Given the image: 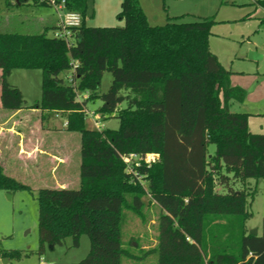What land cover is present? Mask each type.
<instances>
[{"label":"trees","instance_id":"trees-1","mask_svg":"<svg viewBox=\"0 0 264 264\" xmlns=\"http://www.w3.org/2000/svg\"><path fill=\"white\" fill-rule=\"evenodd\" d=\"M64 1L67 13L81 17L69 28L73 46L52 37L57 26L0 33L3 109L27 108L11 73L41 71V99L28 109L66 115V130L81 137L79 189L39 190L41 249L69 238L78 247L86 235L90 253L77 264H122L133 258L122 244L123 210L140 215L150 197L161 210L158 264H264V221L261 235L250 234L252 196L235 188L264 178V134H252L249 116L231 111L247 92L232 85V73L211 51L214 21L177 17L152 26L140 0H121L125 25L96 28L86 25L88 0ZM5 4L52 7L49 0ZM259 4L264 8V0ZM106 72L112 83L101 94ZM95 101L102 103L97 113L119 119L118 130L86 128L85 110ZM131 155L139 159L126 164ZM149 155L158 159L149 164ZM0 190L33 191L1 164Z\"/></svg>","mask_w":264,"mask_h":264},{"label":"rangeland","instance_id":"rangeland-1","mask_svg":"<svg viewBox=\"0 0 264 264\" xmlns=\"http://www.w3.org/2000/svg\"><path fill=\"white\" fill-rule=\"evenodd\" d=\"M157 1L158 7H157ZM155 7L164 15H183L184 22H190L200 17L213 20L214 24L210 36V48L217 55L223 67L232 73L236 84L242 85L248 93L249 101L255 106L244 107L243 104L234 103L231 111L243 113L249 116V131L254 134H264V58L258 60L251 57V53L264 57V27L258 28L257 16L254 21L243 18L240 5H233L234 0H157ZM240 3H250L249 0H236ZM244 1V2H243ZM153 4V3H152ZM89 9L86 16V25L89 27H123L124 21L118 18L121 10L120 0H89ZM223 6V10L221 8ZM153 5L148 11L157 9ZM236 8V9H230ZM63 19L66 23V11L57 12L54 7H11L7 8L5 0H0V33L38 34L44 26L53 27L56 20ZM44 21V22H43ZM257 21V22H256ZM164 20L163 24H166ZM253 22V23H252ZM257 23L256 26L254 23ZM161 25V24H160ZM237 26L236 28H234ZM251 49V50H250ZM259 52V53H258ZM69 73L62 77L67 82ZM9 83L21 89L25 96V102L33 104L41 98L42 73L41 71L14 70L9 77ZM112 75L106 72L102 79L100 93L105 94L110 89ZM86 96L79 93V100H85ZM247 100V99H246ZM260 104V105H258ZM102 105L101 101L90 102L85 110V125L89 130L104 131L118 130L120 121L116 117H108L97 113ZM122 109L126 105H122ZM48 124L51 127L67 128V116L55 114L49 115ZM75 139L71 141L64 136H46L47 146H62L69 151L72 161L78 159V180L80 171V134L74 133ZM78 146V152L74 151V145ZM60 144V145H58ZM0 146H4L1 139ZM4 148V147H3ZM214 147L210 152L214 153ZM158 156L149 155L146 162L151 164ZM10 175L21 183L32 188V192L22 190L9 194L0 190V264H77L84 260L90 253L91 243L86 235L80 239L78 247L73 246L71 238L62 246L51 247L46 245L41 249L39 235V190L42 188L54 189L52 165L46 164L44 170L37 171L34 168L23 167L22 162L15 161ZM73 171V170H72ZM70 172L72 182L65 185L70 190L79 189V182H73L76 177ZM236 190H244L250 194L249 212L251 217L246 222V227L251 231L262 234L264 221V178L248 179L245 184H236ZM148 190V185L145 184ZM220 190V189H219ZM124 222L122 225L123 248L133 258H123L122 264H158V235L160 208L151 200L145 199V208L139 215L133 211L124 209ZM19 252L21 256L10 260L2 257L3 252Z\"/></svg>","mask_w":264,"mask_h":264},{"label":"crops","instance_id":"crops-1","mask_svg":"<svg viewBox=\"0 0 264 264\" xmlns=\"http://www.w3.org/2000/svg\"><path fill=\"white\" fill-rule=\"evenodd\" d=\"M156 1L157 0H140L141 6L148 18L150 25L165 26L168 23L169 18L183 17V15H173V16H168L169 17L168 19H164L165 18L164 15H162L160 10L155 7ZM249 2L250 3H246V2L240 3L234 0L230 3H232L235 6L240 5V8H238L237 10L241 11V13L243 14V17L241 19L246 18V20H248V23H250L249 20L252 21L255 20L254 17L255 14L257 18H259L257 19L258 28L260 26L264 27V8L259 4V0H249ZM158 3L159 2L157 1L156 4L157 7L159 6ZM152 5L157 9L156 18L155 15L153 14L155 11L153 10L152 12V11H148L147 9L149 8V6ZM88 9H89V5H88ZM223 9L224 8L222 6L221 11ZM230 9H236V8H230ZM252 18H254V20ZM200 19H207V18L200 17L197 20ZM164 20H167V22L166 24L162 25ZM256 22L254 23L255 26L257 24ZM58 23H59L58 20H56V24L54 26L56 27ZM236 27L237 26H235L234 28ZM101 28H110V27H101ZM251 54H255V53H251ZM215 56L217 57V55ZM255 58L256 59H251V60L263 59L264 57L263 55L259 56L257 54ZM0 77H1V71H0ZM231 82L233 86L243 88L241 84L240 85L236 84L237 82H235L232 76H231ZM17 88L21 91L19 87ZM23 97L25 99L24 95ZM248 98L249 96H247V100L243 104L244 107L255 106L256 104L249 101ZM40 99H36L33 104H28L26 102L27 108L19 111L5 110L3 109L1 103V83H0V141L1 139H4V146H3L4 148L0 146V164L4 168L5 173L8 176L12 177V175L10 174L13 170L14 167L13 164H15V161L18 163L21 161L23 167H27L29 169L30 167H32L40 172L44 170L46 164L49 163L50 165H52L53 182L51 184L53 185L54 189H70V187L68 185H65V183L72 182L70 175V172L72 170H73L72 171L73 175L75 174L76 176L73 182L77 183V185L79 182L78 159L76 160V163H74L72 161V157H70L68 153L69 151L63 149V147L60 144H58L60 146H47L46 136H51V135L56 137L64 136L67 137L70 141L72 139H75V136L74 133L68 132L66 128L61 129L54 126L51 127L48 124L50 119L49 115L55 114L56 116L57 113H43L42 111L37 109H28V107L33 106ZM258 135H262V134H258ZM74 151L78 152V146L76 145V143L74 145Z\"/></svg>","mask_w":264,"mask_h":264},{"label":"built area","instance_id":"built-area-1","mask_svg":"<svg viewBox=\"0 0 264 264\" xmlns=\"http://www.w3.org/2000/svg\"><path fill=\"white\" fill-rule=\"evenodd\" d=\"M52 7L56 9L57 12L59 11H66L65 10V1L62 0L60 4H57V0H49ZM67 19L69 22H65L63 19L60 18V21L57 25V29L52 32V37L60 40H65L70 46H73L75 40L73 39L72 33L69 30L70 27H78L81 25V17L76 14H69L67 13ZM62 113H57L56 117H59ZM68 126V121L65 125ZM156 157V156H155ZM147 158V157H146ZM139 157L137 155H131L130 157L124 158V162L126 164H130L132 160H138Z\"/></svg>","mask_w":264,"mask_h":264},{"label":"water","instance_id":"water-1","mask_svg":"<svg viewBox=\"0 0 264 264\" xmlns=\"http://www.w3.org/2000/svg\"><path fill=\"white\" fill-rule=\"evenodd\" d=\"M251 57L254 58L256 57V54H251ZM250 234L254 235V236H257V231H251Z\"/></svg>","mask_w":264,"mask_h":264}]
</instances>
